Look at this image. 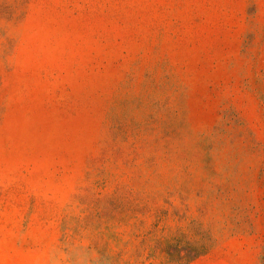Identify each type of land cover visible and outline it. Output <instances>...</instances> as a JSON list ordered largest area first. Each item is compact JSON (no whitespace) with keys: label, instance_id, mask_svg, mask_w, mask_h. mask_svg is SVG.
I'll list each match as a JSON object with an SVG mask.
<instances>
[{"label":"rangeland","instance_id":"1","mask_svg":"<svg viewBox=\"0 0 264 264\" xmlns=\"http://www.w3.org/2000/svg\"><path fill=\"white\" fill-rule=\"evenodd\" d=\"M0 264H264V0H0Z\"/></svg>","mask_w":264,"mask_h":264}]
</instances>
